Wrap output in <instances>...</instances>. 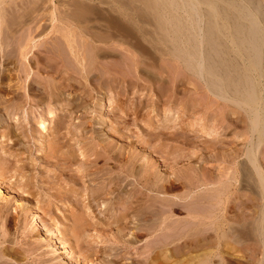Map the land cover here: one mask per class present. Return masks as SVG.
<instances>
[{"label":"rangeland","instance_id":"rangeland-1","mask_svg":"<svg viewBox=\"0 0 264 264\" xmlns=\"http://www.w3.org/2000/svg\"><path fill=\"white\" fill-rule=\"evenodd\" d=\"M7 1H9V0H7ZM31 1L32 0L28 1V3L30 4ZM36 1H38L37 3H39V4L34 3ZM41 1L42 0H40V1L39 0H33V2L30 4L31 6L28 5V7H27L28 10L25 13L27 14V12L31 10L30 12H32L31 13L32 18L36 12L35 11L37 9L36 7L37 6H38V8L41 7V8H39V10H37L38 13H36V15H38L39 17H37L35 15L36 16L35 19L30 18L33 21H31V23H30V20H29L28 21L29 23L27 22L26 26L25 25L23 26V28L26 27V28H24V31L22 30L23 28L20 29V31L22 30V33L19 34V32H20L19 31L18 35L15 36V38L17 39L18 36L21 34L23 36H21V38L19 37L20 39H17L18 42L20 40V42L22 41V43L24 44L25 42H27L26 38L29 37L28 39H31L32 37L33 38L37 37L35 34H38V33L34 32V30L31 29V28H34V26H35L32 23H34V24H36V22H37V24L41 23V25H44L46 28H48L47 29L48 31H46V32L49 33V32H51L50 30H52V27L58 23V21H57L58 17L69 16L66 14H70V16H72V13H73V16H75L76 15L75 13H77L78 10L81 12L77 13V15L82 16L81 17L82 19L87 14H88V16H87V18L85 17L87 20L84 19V21L81 22L80 24H77V26H75V25L74 26H72V25L65 26L62 23H58V26H59L58 29L60 31H61V28H63L62 30H65V31H62V33H60L58 31V41H59L58 45L61 44V47L63 49L60 46H58V53H59L58 54V62H60L57 64L58 69H56V71H58L57 72L58 74L56 72H53V73L50 72L51 74L47 73L44 75L45 77H44L43 82L45 80L46 81L44 83L41 81L42 82L41 83L42 84L41 85V91H40L41 93L39 92L41 94V95L39 94L41 97L39 95H38V97L42 99V100L40 99L43 102L42 103L40 101V103L42 105L40 103L37 104V102L35 103L36 98H33L34 100L33 99L31 100L32 97H36L38 94V93L37 94L35 93V96H34L35 91H33V90H29V92H26V94L28 93L29 96L26 95L27 98L25 100L18 99L20 101V104H17L15 106H14V104H15V101L17 99H14L13 94L11 95L10 92H7L8 94L6 92L3 93L4 100L5 99H7V100H5V103L2 102V104H0V107H2V109L0 108V112H1V114H3L2 116L4 118L8 114L11 117V119L8 121L11 122L13 125L12 126L13 134L9 135L8 138L10 137L9 139L13 138L12 140H16L19 137L18 139H20L22 144H20L21 147L19 146L18 149L16 148L17 147L16 146V147H14L15 149H11L10 151H5V153L1 150V146H0V151H1L0 152V154H1L0 158L3 159V157H4V160H2V159H0V160H2L3 162L7 161L9 163L8 164L9 169L8 170L6 168H5L6 170L4 169L5 171H8L9 173L4 174L5 171L0 170L3 173L2 174L0 172V179H1L0 182L2 181L1 182V183H3L2 186L4 188L5 187L7 188V189H5L7 193L13 192L12 193L13 196L16 195L19 198H21L20 196H22L21 199L23 201H25L29 197L26 200L27 202L25 201L26 206H28L27 207L28 212L24 213L23 218L22 217L18 218L19 220L16 221V223L18 224L17 228H16V230L11 231L12 235H10V236L11 237L13 236L12 238H14V236H15L18 239H21V238L24 239V233L31 234L30 233L31 222H32L31 216L33 214H37L40 217V220L43 222V224H45V226H46L45 228H47V229L53 228V230H55L56 233L59 234L60 237L64 240V242L66 243V246H67V250L70 251L72 256L74 255L73 258L76 261L75 264H95L98 261H100L101 259H104L103 257L100 258V257H97L99 255H94V254H91L87 257V256H85L86 254L84 252H85V248L88 246H90V247L94 246V247H92V249H94V248L98 249L99 247H101V248L102 247H109L111 249V247L114 246V245H111L109 243L106 245L103 244V241L108 238L107 236H110V234L112 232H114V229H112L110 227H109V229L107 227L105 228L104 225H101L100 223H98V220H100V218H102L101 219L102 221L104 219H106V220H104V223L105 222L110 223L111 218H109V217L112 216L111 213H113V215H114L115 212H107L108 215L107 214L105 215L104 213L100 214V213H98L100 208L97 210H94L95 207H93L94 209L93 208L90 209L92 212L91 211L87 212L86 217H83L82 214H83L84 209H82V208L84 207L83 203H85V202L82 198L84 197V194H85L83 188H85L86 184L84 185L82 183V181H84L85 179L78 180L73 175L76 174L77 169H80V167L82 166L80 164H82L83 161H84V163H83L84 165H88L89 160H87V159H92L96 154L102 153L101 152L102 150H98V149H100V147L97 145L98 140L95 139V137H94L95 135L92 133H96V132L100 133L102 130H105L106 133L108 132L107 133L108 141H110L112 143V145L113 144L114 145L117 144V146L120 145L126 151H127V149L130 148L131 154L135 153L134 155L137 156V154H138V156H141L140 162L142 164H144L145 162L147 163L148 161L153 163L154 168L152 171L158 173L159 174L158 176H161L162 178L168 177L169 180H172V178H173V180L174 179H177V180L180 179V180L184 181V179H185V181H186L187 179L192 180V178L194 177V176L191 177L192 175L190 176V174L195 175V177H194L195 181L193 179L192 183L187 182L188 184H190V186L187 185L188 192L186 191V193L188 195L186 196V198L184 200H181V202H184V203H181L179 200L180 195L183 193V191H185L184 189L183 190L178 189L176 191L163 193V194H161L162 196L159 195V197L161 199L159 197L155 198V200H156V201H154L155 202L154 203L155 213H157V215L159 216L158 218L162 219L164 213H167V215H168V212L172 211L174 209L173 213L170 212L173 217L171 218V215H170V217L168 216L169 217L168 221L172 222L174 226L177 224L176 225L177 229H176V227H174L172 225V223H170V225H171V227L169 229L170 232H168L167 234H161L159 236L160 232L158 231V232H155V234H158V235L154 234L155 237H154V235H152V237H151L149 235V232L145 233V231H143L142 236L140 238L141 241L137 244V249H133L131 247L130 248L126 247L124 249H121V250H123L121 252V255L125 256L123 258V261H122L123 263L127 260L128 261L126 263H129V262H131V260H135V259H137L139 262L143 261V263H147V261L149 259L148 255L150 254L149 252H150L151 246L154 247L156 244L161 243V246L156 245L155 247H157V248H155V247L152 248V249H154L153 255L156 257V255L159 254L157 256H158V258L161 257L160 259L164 258L162 260H165V256H166V259H169L168 258V257H170L169 255H173L172 257H170L171 260L170 259L167 260L168 262L165 261L166 264L188 263V261L187 262L185 261L186 259L191 260V258H195L193 256L197 257L200 254H204L207 252L212 254V256H213L212 260H213L214 264L215 263L216 264L217 263L218 264H220V263L221 264H263L262 248H261L260 244L256 241V236H254L255 232H254L253 228L256 225L257 220H258V216H257L258 211L257 210L260 209L259 207L263 206L264 202L258 194V190H257V184L258 183L256 180L257 178H255L256 175L253 174V172L255 173V168L253 166L255 164H257L256 166L259 168V171L261 172V175L264 179V136L262 138H259V135L257 133L251 132L246 112L242 108H240L236 105H233L234 103L232 104L231 102H229V100L226 101V100H223L219 97L217 98V96L215 97V95H212L207 90L205 84L202 82V80L199 78V76L196 75V73L191 68L186 67V65H185L186 63L182 59L183 54L182 53H174L170 50L171 48H173V49L177 48L178 45L176 44V42H171L172 37H171L170 32L167 31V29H168L167 24L165 25V29H164V25L159 24L155 15H153V13L151 11H149V9L147 7L145 8L144 5L142 6L143 3L141 2V0H106L103 4L93 7L92 9H94V10L90 9L89 13H87L86 10H80L81 7H80V9L79 8H77V9L72 8V10L76 9L77 10L76 12L70 11L68 9V6H66L64 4L65 2L67 4L68 3L67 1H70V0H45V1L43 0L44 1L43 3H45L44 4L45 6H42L43 3ZM46 1H48V2H46ZM139 1L141 3H139ZM176 1H178V0H176ZM216 1L217 0H214V3ZM230 1H233V0H218V2H221L224 7H226ZM234 1H240V0H234ZM241 1L244 5L247 4V6L250 8L251 11L253 10L252 12L255 14L258 22H260V24L264 27V0H241ZM10 2L11 1H9L8 4ZM56 2H58V4ZM198 2L200 3L199 7H198L199 14H200V16L202 15V17H201L202 24H200L201 25L200 27H202L201 29L203 31L209 33V34H207L205 32L203 33L204 38H203V46L202 47H205V50H208V49H206V46H207V48H209V49L214 48L217 51L216 53L214 52V57H216L217 64H218V66H220V67H218V70H220V72L224 76L227 75V77H229L230 80L234 81L236 79V77H234L235 73H233L235 70H236V73H239L242 77L245 75V72H246V75L243 77L244 86L246 88H250L251 86H249V85L251 84V82H253L252 79H254L253 77L255 75L251 70L252 68L249 66V61L246 60L245 57L242 58V55H241L242 53L239 52L240 50H238L236 52L235 51L230 52V53L229 52L226 53L223 51L224 49L226 50L227 47L231 49L232 44L229 45L228 43L225 42L226 39L224 37V34L222 33L223 32L222 30L219 31L216 27H212L210 29L209 24H211V23L205 22L203 19L204 13H205L206 9H208V8L203 3V0H198ZM18 3H20V2H18ZM53 4L55 5V8H57L56 10L53 9V7H54ZM35 5H37V6H35ZM32 6L35 8H33ZM42 7L44 9H42ZM30 8H32L33 11ZM66 9H68V10H66ZM65 10H66V12H64ZM83 11L84 12L86 11V13H82ZM39 13L41 14L42 17L40 16ZM52 13H55V14H53V16H55V17L52 16ZM83 14H84V16H83ZM148 14H150V15H148ZM27 17H29V16L27 15ZM40 18H43V19H41L42 21L40 20ZM54 18H55V20H54ZM53 20L56 23L53 22ZM84 22H86V23L84 24ZM45 24L48 26H46ZM31 25H33V26H31ZM116 25H118V26H116ZM204 25L206 27H204ZM120 28H121V30H120ZM29 29L31 32L33 31L32 34L29 31ZM66 29L68 30V33H67ZM208 29H210V32H212L213 34H211ZM71 30L74 31V33L77 36ZM118 30H120V31H118ZM25 32H27V33H25ZM23 33H25V34H23ZM27 34H28V36H27ZM29 34H30V36H29ZM60 34H62L63 36ZM69 34H71V35H69ZM66 35H68V36H66ZM62 37H64V38L62 39ZM102 37H104V38H102ZM109 37H110V40H109ZM80 38H82V39H80ZM95 38H96V40H95ZM21 39H23V40H21ZM17 40H15L16 44H17ZM38 40L39 39L37 37L34 43L37 44ZM76 40H78L79 42L78 41L76 42ZM102 40H104V41H102ZM169 42H170V44H169ZM85 43L87 45L89 43V46H87ZM66 44H67V46H66ZM72 44H74L75 49H73V47H71V46L70 47L72 49H70V47H68L69 45H72ZM120 44H121V46H120ZM136 44H137V46H136ZM208 44H210V46ZM223 44H225V45H223ZM20 45H21V43H20ZM213 45H215V46H213ZM15 46H14V49H15ZM202 47H201V49H203ZM238 47L240 49H242L243 45L238 46ZM33 48L36 50L35 47H33ZM33 48H32V50L34 51ZM135 48H137V49H135ZM141 48H143L144 50ZM79 49H81V51ZM84 49L86 51H84ZM91 49H92V51H89V55H88L87 52H88V50H91ZM16 50H17V48H16ZM62 50H63V52H62ZM76 50H77V52H79V54L76 52L78 59L81 58V61H83V64L85 66L82 64V65H79V67H78L79 63L76 61V59H75V61L77 63H75V61L72 62V59H70L72 57L74 59L73 55H75V53H73V55H72L70 52H73V51L75 52ZM65 51L69 52L71 55L69 53H66ZM130 51H132V52H130ZM64 52L66 55L64 54ZM80 52H82V53H80ZM30 53L28 55L31 57L32 52H30ZM86 53H87V55L85 56ZM131 53H132V55H131ZM227 54L230 56H228ZM231 54H232V56H231ZM67 55L69 57H67ZM78 55H80V56H78ZM175 55H177V56H175ZM225 55H227V56H225ZM61 56H63L64 58ZM70 56H72V57H70ZM222 56H223V58H222ZM45 59L47 61L44 60V62L48 63L49 58L46 57ZM97 60L100 62H98ZM131 60L133 62H131ZM223 60H225V61H223ZM85 61L86 62L88 61L87 64ZM135 61H137V63ZM64 62L67 63V65ZM103 62H105V63H103ZM112 63L117 68L114 67V65ZM135 64H137V65H135ZM32 65H34L33 62H32ZM65 65H66V67H64ZM123 65H124V67H122ZM75 66H77V67L75 68ZM82 66L85 68H83ZM73 67L75 68V70H77L76 72H74L75 70ZM88 67H90V68H88ZM134 67H136V68H134ZM221 68L224 71V73H223V71H221ZM71 69H73V70H71ZM79 70L81 71L80 74L78 72ZM96 71H98V72H96ZM101 71H102V73H101ZM62 72H64V73H62ZM75 74L77 75V77L75 76ZM229 74H231V75H229ZM47 77H49V78H47ZM45 78H47L48 80L50 78H52V79H51V81L50 80L48 81ZM262 79H264V76L262 77ZM48 82L50 84L52 83L54 86H56L57 90L61 93V96L64 95L65 98H64V96L51 98L53 96H52V94H50L52 92H51L50 88H48L50 86V84L48 85ZM55 82L57 84L59 82L60 83H59V85H57V84H55ZM246 82H247V84H246ZM262 82H264V80H262ZM236 85H238V84H236ZM60 88H61V90H59ZM81 88H82V90H80ZM192 88H194V89H192ZM78 90H79V92H78ZM31 91H33V92H31ZM32 93H33V95H32ZM215 93H217V92H215ZM121 95H123V96H121ZM10 96H12V97H10ZM57 98H59L58 101H57ZM68 98H69V100L70 99L71 100L69 101ZM98 98H100V99H98ZM249 98L252 100V101L251 100L250 101L253 102V104L255 106H260L262 104V102L259 100V98L255 97L254 95L252 96V94L249 95ZM65 99H66L67 104L70 106H68L65 103ZM29 100H30V102H29ZM72 100L74 101V104H77L78 106L77 105L74 106V104H71V102L73 103ZM22 101H23V103H22ZM24 101H25V104H24ZM31 101H34V102H31ZM89 101H90V103H89ZM12 103H13V106H12ZM6 104H9V105L3 106ZM63 104H65V105H63ZM66 105H67V108H66ZM72 105H73V109L71 108ZM16 106H17V108L19 106V108L16 109L15 108ZM63 106H65V107H63ZM97 106H99V107H97ZM116 106H118V107H116ZM4 107H6V108H4ZM75 107H77V108H75ZM22 108H24L25 111L27 110L28 113L30 112L29 117L33 118L32 114L35 113V116L37 118L34 117V121H33V119L30 118V120H32V121H30L29 124L28 123H26L25 125L18 124L17 123L18 121L14 120V119L15 118L17 119L19 116L20 117L22 116V113H20V109L22 110ZM89 108H90V110H89ZM67 109H69V110H67ZM36 110L41 112V113L37 112ZM62 110H64V111L62 112ZM15 114L17 115V117ZM30 114H31V116H30ZM63 114H66V115H63ZM62 115H63V117H62L63 119H61ZM55 119H56V121H54ZM60 119H61V121H60ZM101 120H103V123H100L102 125L99 124V122H101ZM48 121H49V123H48ZM116 121H119V122H116ZM41 122H45L43 124L45 125V130H46V131L43 130L42 135H40L38 133L39 131H37V129H36L37 126H39V124H41ZM79 123L80 124L84 123V125L86 123L87 126L84 127L82 125L80 127L78 125ZM15 124L17 126H15ZM59 124L62 126H60ZM170 124H171V126H169ZM2 125H4V123L0 124V136L1 135L3 136L6 132V129H4L5 127ZM180 125H181V127L182 126L183 127L181 128ZM90 127H92L94 131L91 130ZM165 130H166V132H165ZM171 130H172V132H171ZM17 134H18V137H17ZM21 134H22V136H21ZM59 134H60V136H59ZM12 136H16V139ZM54 136H56V137H54ZM52 137H54V138H52ZM87 137H89V138H87ZM21 138L25 142H23L21 140ZM58 138H59V142L61 144L60 150H59V145L58 146L54 145L56 148L54 147L55 150H53V152H51V149H52L51 144L57 142ZM9 139H8V141L10 143V141H12V140H9ZM55 139H57V141H55ZM51 140H52V142H51ZM126 142H128V143H126ZM247 142L249 144H251V146ZM74 146L76 149L74 148ZM95 146H98V148L96 149ZM245 146L247 147V149H245L246 148ZM49 147H50V149H49ZM249 148L251 150H249ZM23 149H25L26 152ZM247 150H249L251 152L254 150L253 151L254 156L250 155L252 158H250V156H249V159L251 161H253V158H255V160L253 161V162L256 161L254 165L249 162L248 158H245V154L247 153ZM47 151H49V152H47ZM244 151L246 153H244ZM54 152H56V154ZM84 152H86V153H84ZM21 153H23V154H21ZM71 153L74 154V157H73L74 159H72L70 161L68 159V156ZM82 153L86 154L88 158H84L81 155ZM103 154H105V153H103ZM103 154H102V156H103ZM39 156H41V157H39ZM56 156H57V158H56ZM190 157H192V158H190ZM232 157H234L235 159L234 158L231 159ZM5 158H6V161H5ZM58 158H59V161H58ZM176 158H177V162H176ZM181 158H182V161H181ZM228 158H230L231 160L229 161ZM61 159H63V160H61ZM80 159H83L81 161V163H80ZM103 160H105V159H103L102 157L98 159V161H97L98 167L102 166V164L104 163V162L102 163ZM174 160H175V162H174ZM2 161H0V167L1 168H2V163H3ZM62 161H64V162H62ZM196 161L199 163L197 164ZM228 161L230 163H228ZM7 162H6V164H7ZM110 163L112 164V162H110ZM110 163H109V166H111ZM62 164H65V166ZM250 164H251V166H250ZM3 165H5V164L3 163ZM21 165H23V166H21ZM69 165H70V167H69ZM78 165H80V166L77 168ZM200 165H202V166L200 167ZM24 166H25V168H23ZM66 166H67V168H66ZM4 167H7V165H5ZM20 167H22V168H20ZM60 167L63 169H60ZM188 167H191V168H188ZM192 167H193V170H195V172L192 170ZM242 167L244 168V170L241 173L240 169ZM27 168H28V170L26 171ZM245 169H246V171H245ZM57 171H60V172H57ZM179 171H180V173H179ZM184 171L187 173V175L189 174L188 175L189 177L185 176L186 173ZM195 173L199 174L200 176L195 174ZM1 175H3V176H1ZM70 175H72V177ZM171 176H173V177H171ZM197 176H199V177H197ZM3 177H5V178H3ZM182 177H183V179H182ZM196 177H197V179H196ZM2 178H3V180H2ZM198 178L201 180H199ZM23 181L24 182L26 181V182L24 183ZM198 181H200V182L198 183ZM27 182L30 184L27 185L28 184ZM187 183L184 182V186ZM191 184H194V185H191ZM82 186H84V187H82ZM28 187H29V189H27ZM72 188H73V190H72ZM24 189H27V190H25V192H24L23 191ZM15 191H16V194L14 193ZM17 193H18V195H17ZM12 194L9 193L8 196L10 198H13ZM220 194H223V195L220 196ZM68 195L70 198L68 197ZM26 196H28V197H26ZM64 196H66L67 199ZM175 196L177 198L176 200H175ZM225 196H227V197H225ZM25 197H26V199H25ZM239 197H240V199H239ZM4 199H5V195L1 197L0 202H2ZM210 199H212V200H210ZM177 200H178V202H177ZM244 200H245V202H244ZM76 201L79 202L80 204H78ZM242 202H243V204H242ZM254 204H256V205H254ZM173 205H174V207H173ZM164 206L165 207L168 206L169 209H168V207L165 208ZM114 209H115V211H118L119 207L115 206ZM156 209H158V210H156ZM43 211H45V212H43ZM112 211H113V209H112ZM81 212H82V214H81ZM247 212H248V214H247ZM109 213H110V215H109ZM242 213H243V215H242ZM95 214H98V215H95ZM26 215H28L27 218L29 217V219H26V221H25ZM103 215H104V217H103ZM81 217H82V219H81ZM2 219H3L2 216H0V226L2 225L1 224ZM108 219L110 221H108ZM80 220H81V222H80ZM236 220H238V221H236ZM191 221H192V223H190ZM21 222H24L25 226ZM71 222H73V223H71ZM123 222L125 223V221H123ZM193 222H195V223H193ZM194 224L196 226H194ZM206 224H208V225H206ZM178 225H180V226H178ZM198 225H200V226H198ZM65 227H67V228H65ZM194 227H195V229H194ZM69 228H71V229H69ZM142 228H143V230H145L144 227H142ZM185 228H186V231L184 230ZM79 229L81 232L79 231ZM204 229L207 230L208 232L207 231L205 232ZM252 229H253V231H252ZM174 230H175V233L173 235ZM183 230H184V232H187V233L183 234ZM233 231L235 234L233 233ZM102 232L105 234L102 235ZM0 233H1V227H0ZM15 233H16V235H15ZM180 233H181V235H180ZM176 234H179L180 236L178 237V235H176ZM200 234H201V236H200ZM103 236L104 237L106 236V237L104 238ZM194 236H196V237H194ZM210 236H212V237H210ZM173 237L176 241L173 239ZM191 237L192 238L194 237V239H190ZM205 237L207 238V242L209 243V244H207V247L205 246L204 248H202L198 251H195L193 249L194 247L191 246V244L194 242L196 243L197 240H203ZM30 238L31 239H26L27 243L25 242L23 244L24 246H26V248L24 250V251H26L24 253L25 256L27 255L26 257H24L25 262L16 263V262H11V260H10L11 263L8 262L6 264H29V263L30 264H67V263L63 262V260L59 257V253L61 252V246L57 245L58 242H56L55 246H53L54 242H52L53 243L52 244L49 241V239H43L41 237L37 238L35 235L33 236V238L32 237H30ZM148 238H149V240H148ZM233 238H235V240ZM102 239H104V240H102ZM168 239L171 240L172 242H169ZM213 239H214V243L212 242ZM98 240L99 241L102 240V241L100 243H98L99 242ZM191 240L194 242H192ZM236 240L237 241L239 240V241L237 242ZM156 241H158V243ZM92 242L94 243V245H92L93 244ZM166 242H168V243H166ZM198 243H201L200 244L201 246L203 245L202 242H198ZM189 244H190V246H189ZM27 245H29V246H27ZM229 245H231V246H229ZM3 246H5V245L3 244ZM144 246L146 247V249ZM149 246H150V248H149ZM164 247H166V248H164ZM20 248L24 249V247L23 248L20 247ZM58 248H60V249H58ZM126 249L129 253H127ZM159 249L160 250L162 249V250L160 251ZM124 250L126 251V253ZM137 250H139V251L141 250L140 251L141 253L138 252ZM178 251H179V253H177ZM109 252H111L110 257H113L112 255L115 254V253H113L114 250H113V252L111 250H109L106 253L109 254ZM132 252H133V256L131 255ZM165 252H167V253H165ZM161 253H162V255H161ZM166 254L168 255V257ZM92 255H94V257H92ZM131 256L134 258H132ZM217 256H219V257H217ZM128 257L131 259L130 261H129ZM141 257H142V259H140ZM172 259L174 261H172ZM37 260L39 262H37ZM144 261H146V262H144ZM182 261H184V262H182ZM0 264H5V263L0 262Z\"/></svg>","mask_w":264,"mask_h":264},{"label":"bare ground","instance_id":"bare-ground-1","mask_svg":"<svg viewBox=\"0 0 264 264\" xmlns=\"http://www.w3.org/2000/svg\"><path fill=\"white\" fill-rule=\"evenodd\" d=\"M11 1L9 4L8 2ZM0 0V104L5 103V99L4 100V95L3 93H7V92H10V94L12 95L13 94V97L14 99H17L15 101V105L17 104H20V101L18 99H22V100H25L27 97L26 95H28V93L26 94V92H29V90H33L35 91L34 92V96H35V93L37 94L36 97H32L31 100L33 98H36V101L35 103L37 102L40 103V101L42 100L41 98L38 97V95L41 93V83L43 82L44 80V75L47 74V73H53V72H58L56 71V69H58L57 67V64L60 63L58 62V46L61 47V44L58 45V31L60 33H62V31H65V30H62L63 28H61V31L58 29V23H62L63 25L65 26H77V24H80L81 22L84 21V19L87 18L88 14L86 16H84L83 14V19L81 18L82 16L80 15H77V13H80L81 11L78 10L77 13H75L73 16V13H72V16H70V14H66V15H69L67 17H58V23L56 25H54L52 27V30H50L51 32L47 33L46 31H48L44 25H41V19L43 18H40V24H34L32 23L34 26V28H31L32 30H34V32H37L38 34H35L37 37H38V43L35 44V40L37 37L35 38H31V39H27V42H25L24 44L22 43V41L18 42L17 39H20L21 36H23L22 34L18 36V38L16 39L15 36L18 35V32L20 31V29L23 28V26L27 24V22L30 20V23L31 21H33L32 19H35L36 16L39 17L38 15H36V13H38L37 10H39V7L37 5L36 8V12L35 14L33 15V18L31 16V13L30 12L32 8H30L27 12V14L25 13L28 9V5H30L33 0L31 1V3L29 4L28 1L30 0ZM40 1V0H39ZM45 1V0H44ZM43 0L41 1L42 3L44 2ZM106 0H70V1H67L68 3L66 4V2L64 3L66 6H68V9L70 11H74L76 12L77 8L81 9L80 10H86L87 13H89V10L92 9L93 7L95 6H98V5H101L105 2ZM241 1V0H240ZM230 1L226 7L223 6V4L221 2H218V0L214 3V0H203V3L207 6L208 9H206L205 13H204V16H203V19L205 22H210L211 24H209L210 26V29L212 27H216L219 31L222 30L223 34H224V37L226 39V43H228L229 45L232 44V47L231 49L227 47V49L223 50L224 52H236L238 50H240L239 52L242 53V58H246V60L249 61V66L252 68V72L254 73V79L253 82H251V84L249 86H251L250 88H246L244 86V79L243 77L246 75V72H245V75L242 77L239 73H236V70L233 72L235 73V76L236 79L234 81L230 80L229 77H227V75H223L220 70H218V64H217V60H216V57H214V52L216 53L217 51L214 49V48H207L206 46V49L208 50H205V47H202L203 46V33L205 31H203L200 27L202 24V21H201V17L202 15L200 16L199 14V10H198V7H199V2L198 0H141V2L143 3L142 6L144 5L145 8L147 7L149 9V11H151L153 13V15H155V17L157 18V21L159 22L160 25H164V29H165V25L167 24L168 26V29L167 31L170 32L171 34V42H176V44L178 45L177 48H171L170 50L174 53H182L183 56H182V59L184 60V62L186 63V67L187 68H191L195 73L196 75L199 76V78L202 80V82L205 84L207 90L212 94V95H215V97L217 96V98H221L223 100H226L229 102H231L233 105H236L240 108H242L246 114H247V118H248V122H249V125H250V130L252 133H257L259 135V138H262L264 136V82H262V77L264 76V27L260 24V22H258L255 14L250 10V8L246 5H244L242 3V1ZM20 2V3H18ZM38 1L34 2L36 4H39L37 3ZM40 2V3H41ZM48 2V1H46ZM64 2V1H63ZM139 1V3H141ZM58 4V2H56ZM45 3L42 4V6H45L44 5ZM52 4V3H51ZM34 5V4H33ZM47 5V4H46ZM31 6V5H30ZM29 6V7H30ZM40 6V5H39ZM50 6V5H49ZM48 6V7H49ZM54 6V7H53ZM53 9H57L55 8V5L53 4ZM64 6V5H63ZM141 6V5H140ZM205 6V7H206ZM33 7V6H32ZM35 8V7H33ZM64 8V7H63ZM72 8H76L75 10H72ZM83 8V9H82ZM42 9H44L42 7ZM41 9V10H42ZM66 9V10H68ZM66 10L64 12H66ZM94 10V9H92ZM33 11V9H32ZM86 11L82 12V13H86ZM204 11V10H203ZM40 12V11H39ZM48 12V11H47ZM56 12V11H55ZM63 12V11H62ZM92 12V11H91ZM34 13V12H33ZM151 13V14H152ZM17 14V15H16ZM30 14V15H29ZM40 14V13H39ZM53 14L55 13H52V16ZM146 14V13H145ZM27 15L29 17H27ZM36 15V16H35ZM65 15V16H66ZM150 15V14H148ZM31 16V17H30ZM41 16V14H40ZM58 16V15H57ZM64 16V15H63ZM42 17V16H41ZM44 17V16H43ZM47 17V16H46ZM55 17V16H53ZM52 17V18H53ZM86 17V18H85ZM108 17V16H107ZM32 18V19H30ZM51 18V19H52ZM57 18V17H56ZM50 19V20H51ZM103 19V18H102ZM111 19V18H110ZM140 19V18H139ZM37 20V19H36ZM45 20V19H44ZM43 20V21H44ZM55 20V18H54ZM53 20V22H55ZM87 20V19H86ZM46 21V20H45ZM111 21V20H110ZM119 21V20H118ZM142 21V20H141ZM52 22V21H51ZM106 22V21H105ZM115 22V21H114ZM117 22V21H116ZM201 22V23H200ZM204 22V23H205ZM29 23V22H28ZM56 23V22H55ZM86 22H84L85 24ZM118 23V22H117ZM151 23V22H150ZM121 24V23H120ZM152 24V23H151ZM29 25V24H28ZM31 25V26H33ZM46 25V24H45ZM109 25V24H108ZM48 26V25H46ZM79 26V25H78ZM118 26V25H116ZM208 26V25H207ZM28 27V26H27ZM204 27H206L204 25ZM203 27V28H204ZM26 28V27H24ZM24 28L22 29L24 31ZM29 28V27H28ZM123 28V27H122ZM215 28V29H216ZM206 29V28H205ZM210 29L209 32H210ZM22 30L19 32L22 33ZM74 30V29H73ZM100 30V29H99ZM121 30V28H120ZM118 30V31H120ZM162 30V29H161ZM207 30V31H208ZM30 31V29H29ZM67 33H68V30L66 29ZM72 31V30H71ZM31 32V31H30ZM29 32V33H30ZM70 32V31H69ZM74 33V31H72ZM126 32V31H125ZM27 33V32H25ZM23 33V34H25ZM33 33V31L31 32V34ZM81 33V32H80ZM118 33V32H117ZM166 33V32H165ZM207 33V32H205ZM211 34H213L212 32H210ZM218 33V32H217ZM75 34V33H74ZM163 34V33H162ZM209 34V33H207ZM222 34V35H223ZM62 35V34H60ZM71 35V34H69ZM76 35V34H75ZM74 35V36H75ZM108 35V34H107ZM26 36V35H25ZM28 36V34H27ZM30 36V34H29ZM63 36V35H62ZM68 36V35H66ZM65 36V37H66ZM77 36V35H76ZM75 36V37H76ZM215 36V35H214ZM20 37V38H19ZM72 37V36H71ZM106 37V36H105ZM114 37V36H113ZM208 37V36H207ZM24 38V37H23ZM64 37H62L63 39ZM69 38V37H68ZM78 38V37H77ZM94 38V37H93ZM104 38V37H102ZM117 38V37H116ZM217 38V37H216ZM220 38V37H219ZM35 39V40H34ZM67 39V38H66ZM82 39V38H80ZM79 39V40H80ZM98 39V38H97ZM112 39V38H111ZM133 39V38H132ZM206 39V38H205ZM215 39V38H214ZM213 39V40H214ZM218 39V38H217ZM15 40H17V44L15 42ZM23 40V39H21ZM25 40V39H24ZM69 40V39H68ZM72 40V39H71ZM96 40V38H95ZM99 40V39H98ZM105 40V39H104ZM102 40V41H104ZM109 40H110V37H109ZM119 40V39H118ZM207 40V39H206ZM209 40V39H208ZM221 40V39H220ZM26 41V40H25ZM64 41V40H63ZM75 41V40H74ZM78 40H76L77 42ZM79 42V41H78ZM81 42V41H80ZM83 42V41H82ZM208 42V41H207ZM217 42V41H216ZM68 43V42H67ZM70 43V42H69ZM74 43V42H73ZM218 43V42H217ZM16 46H15V45ZM71 44V43H70ZM84 44V43H83ZM86 44V43H85ZM170 44V42H169ZM207 44V43H206ZM215 44V43H214ZM46 45V46H45ZM73 45V46H72ZM72 45H69L68 47H73V49H75L74 47V44ZM79 45V44H78ZM87 45V44H86ZM129 45V44H128ZM139 45V44H138ZM210 46V44H208ZM225 45V44H223ZM243 45V48L240 49L238 46H242ZM14 46H15V49H14ZM64 46V45H63ZM67 46V44H66ZM89 46V43L88 45ZM121 46V44H120ZM137 46V44H136ZM215 46V45H213ZM217 46V45H216ZM227 46V45H226ZM35 47L36 50L33 48ZM47 47V48H46ZM59 47V48H60ZM67 47V48H68ZM70 47V49H72ZM80 47V46H79ZM85 47V46H84ZM107 47V46H106ZM105 47V48H106ZM113 47V46H112ZM133 47V46H132ZM201 47L203 49H201ZM225 47V46H224ZM17 48V50H16ZM32 48L34 49V51L32 50ZM45 48V49H44ZM62 48V47H61ZM100 48V47H99ZM221 48V47H220ZM226 48V47H225ZM245 48V49H244ZM63 49V48H62ZM83 49V48H82ZM88 49V48H87ZM115 49V48H114ZM118 49V48H117ZM125 49V48H124ZM137 49V48H135ZM143 49V48H141ZM81 51V49H79ZM144 50V49H143ZM162 50V49H161ZM179 52H178V51ZM219 50V49H218ZM60 51V50H59ZM71 51V50H70ZM84 51H86L84 49ZM83 51V52H84ZM89 51H92L91 50H88V55H89ZM120 51V50H119ZM139 51V50H138ZM148 51V50H147ZM30 52H32V55L31 57L28 55ZM63 52V50H62ZM66 52V51H65ZM64 52V54H65ZM77 50L74 52H70L72 55L73 53H75L74 56V59L72 56V62L76 61L79 63L78 64V67L79 65H82L83 64V61H81V58L78 59L77 57V53L79 54V52H77ZM98 52V51H97ZM121 52V51H120ZM119 52V53H120ZM132 52V51H130ZM221 52V51H220ZM66 53H69V52H66ZM69 53V54H70ZM82 53V52H80ZM87 53L85 54V56L87 55ZM171 53V52H170ZM31 54V53H30ZM70 54V55H71ZM121 54V53H120ZM129 54V53H128ZM147 54V53H146ZM173 54V53H172ZM223 54V53H222ZM63 55V54H62ZM66 55V54H65ZM132 55V53H131ZM142 55V54H141ZM145 55V54H144ZM143 55V56H144ZM150 55V54H149ZM228 55V54H227ZM225 55V56H227ZM60 56V55H59ZM80 56V55H78ZM91 56V55H90ZM108 56V55H107ZM147 56V55H146ZM177 56V55H175ZM230 56V55H228ZM232 56V54H231ZM49 58V62L45 63L44 60H46L45 58ZM63 57V56H61ZM67 57H69L67 55ZM66 57V58H67ZM88 57V56H87ZM103 57V56H102ZM105 57V56H104ZM109 57V56H108ZM107 57V58H108ZM111 57V56H110ZM64 58V57H63ZM62 58V59H63ZM65 58V59H66ZM86 58V57H85ZM90 58V57H89ZM179 58V57H178ZM181 58V57H180ZM223 58V56H222ZM229 58V57H228ZM87 59V58H86ZM85 59V60H86ZM115 59V58H114ZM119 59V58H118ZM88 60V59H87ZM110 60V59H109ZM108 60V61H109ZM138 60V59H137ZM182 60V61H183ZM47 61V60H46ZM63 61V60H62ZM65 61V60H64ZM75 61V63H77ZM98 61V60H97ZM225 61V60H223ZM233 61V60H232ZM32 62L34 65H32ZM67 62V61H66ZM86 62V61H85ZM88 62V61H87ZM86 62V64H87ZM91 62V61H90ZM100 62V61H98ZM102 62V61H101ZM112 62V61H111ZM131 62H133L131 60ZM137 63V61H135ZM219 62V61H218ZM227 62V61H226ZM240 62V61H239ZM65 63V62H64ZM63 63V64H64ZM70 63V62H69ZM68 63V64H69ZM105 63V62H103ZM128 63V62H127ZM224 63V62H223ZM62 64V65H63ZM67 65V63H65ZM71 64V63H70ZM100 64V63H99ZM107 64V63H106ZM105 64V65H106ZM113 64V63H112ZM118 64V63H117ZM60 65V64H59ZM66 65L64 67H66ZM72 65V64H71ZM76 65V64H75ZM84 65V64H83ZM101 65V64H100ZM114 65V64H113ZM137 65V64H135ZM236 65V64H235ZM33 66V67H32ZM61 66V65H60ZM70 66V65H69ZM85 66V65H84ZM91 66V65H90ZM108 66V65H107ZM139 66V65H138ZM245 66V65H244ZM62 67V66H61ZM71 67V66H70ZM69 67V68H70ZM77 66H75L76 68ZM83 67V66H82ZM104 67V66H103ZM113 67V66H112ZM114 67H116L114 65ZM124 67V65L122 66ZM222 67V66H221ZM243 67V66H242ZM74 68V67H73ZM74 68V70H75ZM81 68V67H80ZM79 68V69H80ZM85 68V67H83ZM90 68V67H88ZM117 68V67H116ZM136 68V67H134ZM223 68V67H222ZM221 68V71H223ZM240 68V67H239ZM248 68V67H247ZM65 69V68H64ZM78 69V68H77ZM119 69V68H118ZM233 69V68H232ZM249 69V68H248ZM67 70V69H66ZM73 70V69H71ZM70 70V71H71ZM89 70V69H88ZM93 70V69H92ZM98 70V69H97ZM137 70V69H136ZM241 70V69H240ZM243 70V69H242ZM77 70H75L74 72H76ZM83 71V70H82ZM232 71V70H231ZM239 71V70H238ZM65 72V71H64ZM62 72V73H64ZM73 72V71H72ZM79 74H80V70L78 71ZM91 72V71H90ZM98 72V71H96ZM50 73V74H51ZM66 73V72H65ZM93 73V72H92ZM91 73V74H92ZM102 73V71H101ZM144 73V72H143ZM224 73V71H223ZM242 73V72H241ZM250 73V72H249ZM58 74V73H57ZM87 74V73H86ZM97 74V73H96ZM107 74V73H106ZM232 74V73H231ZM229 74V75H231ZM243 74V73H242ZM53 75V74H52ZM55 75V74H54ZM83 75V74H82ZM81 75V76H82ZM233 75V74H232ZM75 76L77 77V75L75 74ZM95 76V75H94ZM101 76V75H100ZM99 76V77H100ZM106 76V75H105ZM151 76V75H150ZM250 76V75H249ZM52 77V76H51ZM54 77V76H53ZM60 77V76H59ZM83 77V76H82ZM81 77V78H82ZM87 77V76H86ZM103 77V76H102ZM233 77V78H234ZM252 77V76H251ZM49 78V77H47ZM45 78V79H47ZM74 78V77H73ZM80 78V79H81ZM257 78V79H256ZM52 78H50L49 80L51 81ZM54 79V78H53ZM85 79V78H84ZM48 80V79H47ZM48 80V81H49ZM56 80V79H55ZM82 80V79H81ZM246 80V79H245ZM251 80V81H252ZM42 81V82H41ZM46 81V80H45ZM44 81V82H45ZM59 81V80H58ZM83 81V80H82ZM43 82V83H44ZM54 82V81H53ZM60 83V82H59ZM59 83L57 84L55 82V84L59 85ZM50 83L48 82V85ZM52 84V83H51ZM48 87L50 88L51 92L50 94H52L53 97L51 98H54V97H63L61 96V93L57 90V87L54 86L53 84ZM238 84V85H236ZM247 84V82H246ZM44 85V84H43ZM77 85V84H76ZM75 85V86H76ZM88 85V84H87ZM78 86V85H77ZM76 86V87H77ZM248 86V87H249ZM59 87V86H58ZM66 87V86H65ZM87 87V86H86ZM75 88V87H74ZM88 88V87H87ZM43 89V88H42ZM63 89V88H62ZM194 89V88H192ZM28 90V91H27ZM61 90V88L59 89ZM77 90V89H76ZM82 90V88L80 89ZM206 90V89H205ZM31 91V92H33ZM57 91V92H56ZM75 91V90H74ZM217 93H215V92ZM40 92V93H39ZM64 92V91H63ZM79 92V90H78ZM77 92V93H78ZM122 92V91H121ZM94 93V92H93ZM123 93V92H122ZM8 94V93H7ZM30 94V93H29ZM252 94V96L254 95L255 97H258L259 100L262 102V104L260 106H255L253 104V102H251L252 100L249 98V95ZM33 95V93H32ZM41 95V94H40ZM39 95V96H40ZM91 95V94H90ZM9 96V95H8ZM29 96V95H28ZM93 96V95H92ZM123 96V95H121ZM12 97V96H10ZM41 97V96H40ZM68 97V96H67ZM66 97V98H67ZM85 97V96H84ZM39 98V99H38ZM65 98V96H64ZM38 99V100H37ZM41 99V100H40ZM46 99V98H45ZM80 99V98H79ZM86 99V98H85ZM100 99V98H98ZM118 99V98H117ZM120 99V98H119ZM255 99V98H254ZM257 99V98H256ZM34 100V99H33ZM55 100V99H54ZM59 100V98H57V101ZM69 100V98H68ZM71 100V99H70ZM69 100V101H70ZM251 100V101H250ZM10 101V100H9ZM45 101V100H44ZM73 101V100H72ZM82 101V100H81ZM97 101V100H96ZM28 102V101H27ZM30 102V100H29ZM31 102H34V101H31ZM42 102V101H41ZM54 102V101H53ZM63 102V101H62ZM120 102V101H119ZM257 102V101H256ZM23 103V101H22ZM43 103V102H42ZM65 103L67 104L66 102V99H65ZM70 103V102H69ZM90 103V101H89ZM92 103V102H91ZM106 103V102H105ZM10 104V103H9ZM9 104H6V105H3V106H8ZM24 104H25V101H24ZM36 104V105H37ZM41 104V103H40ZM47 104V103H46ZM71 104H74V101L73 103L71 102ZM257 104V103H256ZM11 105V104H10ZM29 105V104H28ZM32 105V104H31ZM35 105V104H34ZM42 105V104H41ZM65 105V104H63ZM68 105V104H67ZM67 105H66V108H67ZM77 105V104H74V106ZM96 105V104H95ZM120 105V104H119ZM12 106H13V103H12ZM20 106V105H19ZM18 106V108H19ZM70 106V105H68ZM78 106V105H77ZM80 106V105H79ZM10 107V106H9ZM21 107V106H20ZM24 107V106H23ZM35 107V106H34ZM65 107V106H63ZM99 107V106H97ZM118 107V106H116ZM120 107V106H119ZM2 109V107H0ZM6 108V107H4ZM3 108V109H4ZM16 109L17 106L15 107ZM61 108V107H60ZM73 109V105L71 107ZM77 108V107H75ZM85 108V107H84ZM62 109V108H61ZM64 109V108H63ZM86 109V108H85ZM84 109V110H85ZM88 109V108H87ZM9 110V109H8ZM29 110V109H28ZM33 110V109H32ZM41 110V109H40ZM60 110V109H59ZM69 110V109H67ZM90 110V108H89ZM37 111V110H36ZM64 110H62L63 112ZM12 112V111H11ZM16 112V111H15ZM39 112V111H37ZM69 112V111H68ZM88 112V111H87ZM20 113H22V116L18 117L17 119L15 118L14 120H17L18 124H23L25 125L26 123H30V118L29 117V113L28 111L24 108H22V110L20 109ZM19 113V114H20ZM41 113V112H39ZM10 114V113H9ZM58 114V113H57ZM80 114V113H79ZM84 114V113H83ZM3 114H1L0 112V124L4 123V126L6 129V132L5 134L2 136H0V146H1V150L5 153V151H10L11 149H15L14 147H16L18 149V147L20 146L21 141L20 139H18V134H17V139H16V136H12L14 137L16 140H12V139H9L8 136L9 135H12L13 134V128H12V123L9 122L8 120L11 119V117L7 114L5 116V118L2 116ZM5 115V114H4ZM16 115V114H15ZM33 115V121H34V117L35 116V113L32 114ZM49 115V114H48ZM55 115V114H54ZM63 115H66V114H63ZM63 115L61 116V119H63ZM82 115V114H81ZM86 115V114H85ZM88 115V114H87ZM31 116V114H30ZM75 116V115H74ZM113 116V115H112ZM17 117V115H16ZM92 117V116H91ZM37 118V117H36ZM59 118V117H58ZM90 118V117H89ZM13 119V118H12ZM60 119V121H61ZM82 119V118H81ZM84 119V118H83ZM100 119V118H99ZM51 120V119H50ZM115 120V119H114ZM149 120V119H148ZM246 120V119H245ZM56 121V119L54 120ZM63 121V120H62ZM13 122V121H12ZM116 122H119V121H116ZM122 122V121H121ZM45 122H41V124H39V126H37V131H39L38 133L40 135L43 134V130H45V125L43 124ZM49 123V121H48ZM65 123V122H64ZM100 123H103V120H101ZM166 123V122H165ZM171 123V122H170ZM63 124V123H62ZM49 125V124H48ZM60 125V124H59ZM64 125V124H63ZM80 127L83 125L84 127H86V123L84 125L83 124H78ZM102 125V124H100ZM109 125V124H108ZM15 126H17L15 124ZM62 126V125H60ZM104 126V125H103ZM162 126V125H161ZM164 126V125H163ZM171 126V124L169 125ZM190 126V125H189ZM64 127V126H63ZM181 127V125H180ZM183 127V126H182ZM181 127V128H182ZM191 127V126H190ZM83 128V127H82ZM91 130H93L92 127H90ZM89 128V129H90ZM110 128V127H109ZM156 128V127H155ZM166 128V127H165ZM178 128V127H177ZM188 128V127H187ZM118 129V128H117ZM159 129V128H158ZM72 130V129H71ZM74 130V129H73ZM99 130V129H98ZM108 130V129H107ZM5 131V130H4ZM46 131V130H45ZM56 131V130H55ZM94 131V130H93ZM103 131V132H102ZM100 133L96 132V133H92L94 134L93 136L95 137L97 141V145L100 147V149L98 150H102L100 153L101 154H94L95 156L92 158V159H87L89 160V164L88 165H84V161L82 164L81 161L84 159V158H88L86 154H81L84 158L83 159H80V165H82L80 167V169H77L76 171V174H74L73 176H75L78 180H82V179H85L84 181H82V183L85 185V188L84 189V197L82 198L84 200L85 203L84 204V207L82 209H84L83 211V214L82 216L83 217H86V214L87 212L91 211L90 209L95 207L94 210H97L100 208V210L98 211V213H104L105 215L107 214V212H115V214L109 218H111V222L108 223V222H105L104 223V219L103 221L101 220L102 218H100V220H98V223H100L101 225H104L105 228L107 227L109 229L112 228L114 229V232H112L110 234V236H107L108 238L107 239H102L104 240L103 241V244H111V245H114L113 247H111V249L109 247H99L98 249L97 248H94L92 249V247L88 246L85 248V256H89L91 254H94V255H99L97 257H103L104 259H101L100 261H98L97 263L95 264H166L165 261L169 260L170 257H172L173 255H169L170 257H167L169 259H166V256H165V260H162L160 258H158L157 254L156 257L153 255V252H154V248L156 245H159L161 246V243L159 244L158 241H156L158 244H156L154 247L151 246V249H150V256L148 255L149 259L147 261V263H143V261L139 262L137 259L135 260H131L129 257V261L131 260V262L129 263H126L127 261H125L124 263L122 262L123 261V258L125 256L121 255V252L123 250L121 249H124L126 247H131L133 249H137V244L141 241V236H142V233L143 231H145V233L149 232V235L152 237V235L155 234V232H160L159 236L161 234H167L171 227L170 221H168L171 213H173V210L172 211H169L168 212V215L167 213H164L163 215V218L162 219H159L157 213H155V206H154V201L156 197H159V195L163 194V193H168V192H172V191H176L178 189H184L185 191H183V193L180 195L179 197V200L181 202V200H184L186 198V196L188 195L186 193V191L188 192L187 190V185L190 186V184H188L187 182L189 183H192V180L194 179L195 175L194 174H190L192 178V180L190 181L189 179H187L185 181L183 180H180V179H174L172 178V180H169L168 177H164L162 178L161 176H158L159 174L152 171L153 170V163L148 162L142 164L140 162L141 160V156H137L134 155V154H131L130 152V148L127 149V151L122 147V146H117L116 145H112V143L110 141H108V135L106 133L105 130H102ZM170 131V130H169ZM16 132V131H15ZM19 132V131H18ZM85 132V131H84ZM110 132V131H109ZM156 132V131H155ZM166 132V130H165ZM172 132V130H171ZM162 133V132H161ZM160 133V134H161ZM183 133V132H182ZM168 134V133H167ZM174 134V133H173ZM25 135V134H24ZM28 135V134H27ZM31 135V134H30ZM58 135V134H57ZM81 135V134H80ZM201 135V134H200ZM22 136V134H21ZM33 136V135H32ZM60 136V134H59ZM249 136V135H248ZM252 136V135H251ZM56 137V136H54ZM52 137V138H54ZM111 137V136H110ZM109 137V138H110ZM125 137V136H124ZM123 137V138H124ZM164 137V136H163ZM39 138V137H38ZM66 138V137H65ZM89 138V137H87ZM150 138V137H149ZM161 138V137H160ZM9 140H12L10 141L9 143ZM51 139V138H50ZM94 139V138H93ZM251 139V138H250ZM22 140V138H21ZM23 141V140H22ZM55 141H57V139H55ZM127 141V140H126ZM244 141V140H243ZM25 142V141H23ZM52 142V140H51ZM54 142V141H53ZM75 143V142H74ZM128 143V142H126ZM248 143V142H247ZM254 143V142H253ZM96 144V143H95ZM249 144V143H248ZM58 146L59 145V150H60V142H59V138H58V141L51 144V152H53V150H55V146ZM70 145V144H69ZM73 145V144H72ZM85 145V144H84ZM251 146V144H249ZM248 145V146H249ZM66 146V145H65ZM98 146H95V148L97 149ZM249 146V147H250ZM21 147V146H20ZM24 147V146H23ZM55 147V148H54ZM70 147V146H69ZM93 147V146H92ZM126 147V146H125ZM128 147V146H127ZM131 147V146H130ZM246 147V146H245ZM75 148V146H74ZM243 148V147H242ZM50 149V147H49ZM72 149V148H71ZM76 149V148H75ZM88 149V148H87ZM247 149V147L245 148ZM244 149V150H245ZM25 150V149H23ZM73 150V149H72ZM94 150V149H93ZM92 150V151H93ZM133 150V149H132ZM249 150H251L249 148ZM247 150V153L244 151L245 154V158H248L249 162L251 164H255V162H253L255 160V158H253V161H251L249 159V156H254L253 154V151H249ZM58 151V150H57ZM249 151V152H248ZM1 152V151H0ZM24 152V151H23ZM26 152V150H25ZM49 152V151H47ZM60 152V151H59ZM58 152V153H59ZM95 152V151H94ZM99 152V151H98ZM134 152V151H133ZM56 154V152H54ZM86 153V152H84ZM97 153V152H96ZM105 153V154H103ZM226 153V152H225ZM243 153V154H244ZM23 154V153H21ZM103 154V156H102ZM242 154V155H243ZM1 155V154H0ZM63 155V154H62ZM61 155V156H62ZM126 157H125V156ZM236 155V154H235ZM53 156V155H52ZM193 156V155H192ZM247 156V157H246ZM250 156V158H252ZM41 157V156H39ZM59 157V156H58ZM74 157V154L71 153L69 156H68V159L71 161ZM76 157V156H75ZM81 157V156H80ZM103 158L105 160L102 161V166L98 167L97 165V161L99 158ZM22 158V157H21ZM50 158V157H49ZM57 158V156H56ZM67 158V157H66ZM65 158V159H66ZM192 158V157H190ZM199 158V157H198ZM225 158V157H224ZM234 157H232L231 159H233ZM2 159V158H0ZM173 159V158H172ZM184 159V158H183ZM229 161L231 160L230 158H228ZM227 159V160H228ZM235 159V158H234ZM4 160V157L3 159ZM0 160V161H2ZM25 160V159H24ZM63 160V159H61ZM144 160V159H143ZM197 160V159H196ZM226 160V161H227ZM5 161H6V158H5ZM58 161H59V158H58ZM100 161V160H99ZM181 161H182V158H181ZM202 161V160H201ZM228 161V163H230ZM258 161V160H257ZM3 162V161H2ZM7 162V161H6ZM6 162H3L5 165H7L8 167V162L6 164ZM64 162V161H62ZM112 162V164L110 163ZM144 162V161H143ZM175 162V160H174ZM173 162V163H174ZM176 162H177V158H176ZM197 162V161H196ZM195 162V163H196ZM203 162V161H202ZM2 163V168L0 167V170H4L5 168L8 170L9 167H4L5 165H3ZM69 163V162H68ZM77 163V162H76ZM109 163L111 164V166H109ZM155 163V162H154ZM172 163V164H173ZM199 162H197L198 164ZM168 164V163H167ZM250 164V166H251ZM55 165V164H54ZM65 166V164H62ZM78 165L77 168L80 166ZM157 165V164H156ZM171 165V164H170ZM184 165V164H183ZM242 165V164H241ZM252 165V166H253ZM257 164H255L253 167L255 168V173L253 172L255 176V178H257V190H258V194L260 196V198L263 200L264 202V179L261 175V172L259 171V168L256 166ZM23 166V165H21ZM56 166V165H55ZM61 166V165H60ZM162 166V165H161ZM165 166V165H164ZM190 166V165H189ZM202 165H200L201 167ZM4 167V168H3ZM62 167V166H61ZM60 169H63L61 168ZM70 167V165H69ZM197 167V166H196ZM199 167V168H200ZM22 168V167H20ZM19 168V169H20ZM25 168V166L23 167ZM29 168V167H28ZM28 168L26 169V171L28 170ZM67 168V166H66ZM65 168V169H66ZM76 168V167H75ZM185 168V167H184ZM188 168H191V167H188ZM247 168V167H246ZM5 169V170H6ZM4 170V171H5ZM23 170V169H22ZM21 170V171H22ZM73 170V169H72ZM76 170V169H75ZM182 170V169H181ZM192 170H193V167H192ZM239 170V169H238ZM244 170V168L242 167L240 169V172L242 173ZM24 171V170H23ZM22 171V172H23ZM25 171V172H26ZM62 171V170H61ZM71 171V170H70ZM169 171V170H168ZM195 172V170H193ZM198 171V170H197ZM196 171V172H197ZM235 171V170H234ZM246 171V169H245ZM1 172V171H0ZM57 172H60V171H57ZM75 172V171H74ZM185 172V171H184ZM183 172V173H184ZM191 172V171H190ZM2 173V172H1ZM5 173H9L8 171H5ZM180 173V171H179ZM178 173V174H179ZM186 173V172H185ZM184 173V174H185ZM200 173V172H199ZM3 174V173H2ZM25 174V173H24ZM23 174V175H24ZM183 174V175H184ZM197 174V173H195ZM201 174V173H200ZM65 175V174H64ZM189 175V174H188ZM187 173L185 176H188ZM199 175V174H197ZM3 176V175H1ZM6 176V175H5ZM72 177V175H70ZM178 176V175H177ZM176 176V177H177ZM200 176V175H199ZM197 176V177H199ZM247 176V175H246ZM27 177V176H26ZM173 177V176H171ZM181 177V176H180ZM189 177V176H188ZM187 177V178H188ZM196 177V179H197ZM249 177V176H248ZM247 177V178H248ZM5 178V177H3ZM2 178V180H3ZM175 178V177H174ZM185 178V177H184ZM209 178V177H208ZM212 178V177H211ZM230 178V177H229ZM239 178V177H238ZM183 179V177H182ZM199 179V178H198ZM251 179V178H250ZM1 180V179H0ZM201 180V179H199ZM66 181V180H65ZM71 181V180H70ZM69 181V182H70ZM76 181V180H75ZM195 181V179H194ZM2 182V181H1ZM0 182V199L2 196L5 195V199L0 202V216H2V220H1V233H0V262L1 263H8L10 262H16V263H22V262H25V259L24 257L25 256V248L26 246H24L23 244L26 242V239H31L30 237L33 238V236L35 235L37 238L38 237H41L43 239H49V241L52 243L54 242L53 246H55V243L58 242V246H61V252L59 253V257L63 260V262L67 263V264H75V259L73 258V256L71 255L70 251L67 250V246H66V243L64 242V240L60 237L59 234L56 233L55 230H53V228H45V224H43V222L40 220V217L37 215V214H33L31 216V231L30 233L31 234H26L24 233V239L21 238V239H18L17 237L14 236V238H12L10 235L11 234V231H14L16 230L17 228V223L16 221H18L19 219L18 218H23L24 217V213L28 212L27 211V207L26 206V200L29 198L28 197L26 199L25 197V201H23L21 198L22 196H20L21 198L17 197L16 195L13 196V192H9L12 194L13 198H10L8 195L9 193L6 192L5 189H7L6 187L4 188L2 186L3 183ZM24 182V181H23ZM26 182V181H25ZM24 182V183H25ZM80 182V181H79ZM184 182H186L187 184L184 186ZM200 181H198L199 183ZM206 182V181H205ZM245 182V181H244ZM22 183V182H21ZM28 183V182H27ZM26 183V184H27ZM197 183V184H198ZM210 183V182H209ZM30 183H28L27 185H29ZM76 184V183H75ZM204 184V183H203ZM21 185V184H20ZM109 185V186H108ZM191 185H194V184H191ZM196 185V184H195ZM248 185V184H247ZM203 186V185H202ZM201 186V187H202ZM52 187V186H51ZM84 187V186H82ZM247 187V186H246ZM22 188V187H21ZM35 188V187H34ZM81 188V187H80ZM189 188V187H188ZM9 189V188H8ZM29 189V187L27 188ZM27 189H24L23 191L25 192V190ZM58 189V188H57ZM56 189V190H57ZM251 189V188H250ZM20 190V189H19ZM60 190V189H59ZM73 190V188H72ZM76 190V189H75ZM211 190V189H210ZM232 190V189H231ZM230 190V191H231ZM9 191V190H8ZM22 191V190H21ZM69 191V190H68ZM20 192V191H19ZM23 192V193H24ZM182 192V191H181ZM16 194V191L14 192ZM30 193V192H29ZM59 193V192H58ZM69 193V192H68ZM67 193V194H68ZM73 193V192H72ZM230 193V192H229ZM228 193V194H229ZM253 194V193H252ZM18 195V193H17ZM178 195V194H177ZM214 195V194H213ZM219 195V194H218ZM223 195V194H220V196ZM254 195V194H253ZM24 196V195H23ZM162 196V195H161ZM168 196V195H167ZM66 198V196H64ZM63 197V198H64ZM69 197V195H68ZM190 197V196H189ZM227 197V196H225ZM64 198V199H65ZM70 198V197H69ZM160 198V197H159ZM166 198V197H165ZM191 198V197H190ZM189 198V199H190ZM193 198V197H192ZM210 198V197H209ZM3 199V198H2ZM35 199V198H34ZM56 199V198H55ZM67 199V198H66ZM76 199V198H75ZM74 199V200H75ZM161 199V198H160ZM168 199V198H167ZM174 199V198H173ZM176 196H175V200H176ZM214 199V198H213ZM240 199V197H239ZM249 199V198H248ZM166 200V199H165ZM164 200V201H165ZM174 200V201H175ZM191 200V199H190ZM212 200V199H210ZM206 201V200H205ZM248 201V200H247ZM77 202V201H76ZM83 202V201H82ZM166 202V201H165ZM178 202V200H177ZM208 202V201H207ZM245 202V200H244ZM78 204H80L79 202H77ZM76 203V204H77ZM143 205H142V204ZM171 203V202H170ZM174 203V202H173ZM181 203H184V202H181ZM199 203V202H198ZM179 204V203H178ZM220 204V203H219ZM243 204V202H242ZM172 205V204H171ZM177 205V204H176ZM201 205V204H200ZM251 205V204H250ZM256 205V204H254ZM46 206V205H45ZM81 206V205H80ZM119 207L118 211H115L114 207ZM169 206V205H168ZM168 206H164L165 208H167ZM113 207V208H112ZM174 207V205H173ZM245 207V206H244ZM252 207V206H251ZM45 208V207H44ZM49 208V207H48ZM212 208V207H211ZM260 209L257 210L258 211V220H257V223L256 225L254 226V232H255V235L256 236V241L260 244L261 248H262V255H263V264H264V204L263 206L259 207ZM92 209V210H93ZM113 209V211H112ZM169 209V207H168ZM176 209V208H175ZM179 209V208H178ZM251 209V208H250ZM249 209V210H250ZM45 210V209H44ZM93 210V211H94ZM158 210V209H156ZM213 210V209H212ZM38 211V210H37ZM210 211V210H209ZM254 211V210H253ZM45 212V211H43ZM73 212V211H72ZM92 212V211H91ZM157 212V211H156ZM171 212V213H170ZM211 212V211H210ZM35 213V212H34ZM159 213V212H158ZM215 213V212H214ZM244 213V212H243ZM242 213V215H243ZM42 214V213H41ZM72 214V213H71ZM160 214V213H159ZM207 214V213H206ZM248 214V212H247ZM89 215V214H88ZM95 215H98V214H95ZM108 215V214H107ZM110 215V213H109ZM162 215V214H161ZM196 215V214H195ZM246 215V214H245ZM28 215H26V218H25V221L26 219H29V217L27 218ZM71 216V215H70ZM69 216V217H70ZM102 216V215H101ZM169 216V217H168ZM188 216V215H187ZM247 216V215H246ZM250 216V215H249ZM42 217V216H41ZM73 217V216H72ZM80 217V216H79ZM97 217V216H96ZM104 217V215H103ZM162 217V216H161ZM173 216L171 215V218ZM71 218V217H70ZM98 218V217H97ZM234 218V217H233ZM240 218V217H239ZM82 219V217H81ZM193 219V218H192ZM227 219V218H226ZM229 219V218H228ZM22 220V219H21ZM85 220V219H84ZM3 221V222H2ZM108 221H110L108 219ZM125 221V223L123 222ZM229 221V220H228ZM238 221V220H236ZM244 221V220H243ZM81 222V220H80ZM123 222V223H122ZM175 222V221H174ZM181 222V221H180ZM226 222V221H225ZM19 223V222H18ZM23 223L24 225V222H21ZM27 223V222H26ZM73 223V222H71ZM76 223V222H75ZM107 223V224H106ZM192 223V221L190 222ZM195 223V222H193ZM222 223V222H221ZM224 223V222H223ZM82 224V223H81ZM85 224V223H84ZM175 224V223H174ZM197 224V223H196ZM214 224V223H213ZM217 224V223H216ZM173 225V223H172ZM177 225V224H176ZM176 225L174 227H176ZM208 225V224H206ZM25 226V225H24ZM180 226V225H178ZM194 226H196L194 224ZM200 226V225H198ZM225 226V225H224ZM232 226V225H231ZM22 227V226H21ZM145 230H143V228ZM3 228V229H2ZM20 228V227H19ZM67 228V227H65ZM97 228V227H96ZM142 228V229H141ZM193 228V227H192ZM212 228V227H211ZM24 229V228H23ZM71 229V228H69ZM95 229V228H94ZM102 229V228H101ZM175 229V228H174ZM177 229V227H176ZM195 229V227H194ZM193 229V230H194ZM252 229V231H253ZM20 230V229H19ZM22 230V229H21ZM67 230V229H66ZM186 231V228L184 229ZM183 230V234H186L187 232H184ZM192 230V229H191ZM205 230V229H204ZM209 230V229H208ZM68 231V230H67ZM80 231V229H79ZM104 231V230H103ZM207 230H205L206 232ZM210 231V230H209ZM224 231V230H223ZM229 231V230H228ZM33 232V233H32ZM81 232V231H80ZM99 232V231H98ZM193 232V231H192ZM191 232V233H192ZM208 232V231H207ZM216 232V231H215ZM227 232V231H226ZM78 233V232H77ZM101 233V232H100ZM129 233V234H128ZM172 233V232H171ZM175 233V230L173 232V235ZM190 233V232H189ZM196 233V232H195ZM234 233V231H233ZM22 234V233H21ZM87 234V233H86ZM89 234V233H88ZM93 234V233H92ZM105 234L102 232V235ZM202 234V233H201ZM200 234V236H201ZM220 234V233H219ZM228 234V233H227ZM235 234V233H234ZM16 235V233H15ZM30 235V236H29ZM155 235H158V234H155ZM154 235V237H155ZM178 235V237L181 235L179 234H176ZM218 235V234H217ZM230 235V234H229ZM170 236V235H169ZM189 236V235H188ZM199 236V237H200ZM64 237V236H63ZM104 237V236H103ZM106 237V236H105ZM104 237V238H105ZM196 237V236H194ZM194 237L190 238V239H194ZM212 237V236H210ZM220 237V236H219ZM147 238V237H146ZM187 238V237H186ZM206 238V237H205ZM203 239V240H197L196 243L194 241V243L191 244V246H193L194 250L195 251H198L202 248H204L205 246L207 247V244H209L207 242V238L206 239ZM214 238V237H213ZM153 239V238H152ZM157 239V238H156ZM174 239V237H173ZM220 239V238H219ZM235 240V238H233ZM82 240V239H81ZM87 240V239H86ZM90 240V239H89ZM94 240V239H93ZM101 240V241H102ZM146 240V239H145ZM149 240V238H148ZM151 240V239H150ZM167 240V239H166ZM169 240V239H168ZM175 240V239H174ZM209 240V239H208ZM221 240V239H220ZM29 241V240H28ZM78 241V240H77ZM99 241V240H98ZM101 241H99L98 243H100ZM144 241V240H143ZM160 241V240H159ZM176 241V240H175ZM219 241V240H218ZM237 241V240H236ZM239 241V240H238ZM237 241V242H238ZM83 242V241H82ZM87 242V241H86ZM85 242V243H86ZM163 242V241H162ZM169 242H172L171 240H169ZM198 242H202L203 245L201 246L200 244L201 243H198ZM210 242V241H209ZM212 242L214 243V239L212 240ZM27 243V242H26ZM93 243V242H92ZM97 243V242H96ZM165 243V242H164ZM168 243V242H166ZM228 243V242H227ZM234 243V242H233ZM236 243V242H235ZM3 244L5 246H3ZM50 244V243H49ZM84 244V243H83ZM91 244V243H90ZM219 244V243H218ZM94 245V243L92 244ZM227 245V244H226ZM17 246V247H16ZM29 246V245H27ZM100 246V245H99ZM102 246V245H101ZM158 246V247H159ZM185 246V245H184ZM190 246V244H189ZM231 246V245H229ZM20 247H24V249H21ZM97 247V246H96ZM145 247V246H144ZM41 248V247H40ZM150 248V246H149ZM148 248V249H149ZM157 248V247H155ZM162 248V247H161ZM166 248V247H164ZM60 249V248H58ZM146 249V247H145ZM226 249V248H225ZM38 250V249H37ZM84 250V249H83ZM111 250L113 253L112 256L113 257H110V253L107 254L106 252ZM129 250V249H128ZM156 250V249H155ZM158 250V249H157ZM160 250V249H159ZM162 250V249H161ZM160 250V251H161ZM190 250V249H189ZM193 250V251H194ZM204 250V249H203ZM202 250V251H203ZM125 251V250H124ZM127 251V249H126ZM125 251V253H126ZM135 251V250H134ZM133 251V252H134ZM138 252H140L139 250H137ZM147 251V250H146ZM182 251V250H181ZM31 252V251H30ZM133 252H132V256H133ZM137 252V253H138ZM157 252V251H156ZM155 252V253H156ZM164 252V251H163ZM28 253V252H27ZM83 253V252H82ZM127 253H129L127 251ZM141 253V252H140ZM148 253V252H147ZM167 253V252H165ZM179 253V251L177 252ZM80 254V253H79ZM135 254V253H134ZM171 254V253H170ZM181 254V253H180ZM188 254V253H187ZM94 255H92V257H94ZM125 255V254H124ZM130 255V254H129ZM138 255V254H137ZM162 255V253H161ZM165 255V254H164ZM131 256V257H132ZM136 256V255H135ZM139 256V255H138ZM137 256V257H138ZM175 256V255H174ZM91 257V256H90ZM96 257V256H95ZM127 257V256H126ZM147 257V258H148ZM164 257V256H163ZM195 258H191V260H188L186 259L185 261L188 263H174V264H214L213 263V256L212 254L210 253H204V254H200L199 256H193ZM219 257V256H217ZM29 258V257H28ZM65 258V259H64ZM84 258V257H83ZM134 258V257H132ZM136 258V257H135ZM144 258V257H143ZM175 258V257H174ZM99 259V258H98ZM107 259V260H106ZM142 259V257L140 258ZM146 259V258H145ZM94 260V259H93ZM125 260V259H124ZM144 260V259H143ZM171 260V259H170ZM172 261H174L172 259ZM10 262V263H11ZM37 262H39L37 260ZM89 262V261H88ZM146 262V261H144ZM168 262V261H167ZM184 262V261H182ZM27 263V262H26ZM82 263V262H81ZM170 263V262H169ZM30 264V263H29ZM216 264V263H215ZM218 264V263H217ZM221 264V263H220Z\"/></svg>","mask_w":264,"mask_h":264}]
</instances>
